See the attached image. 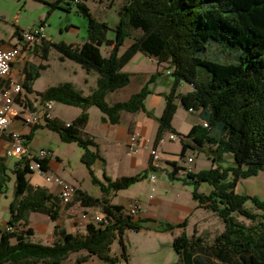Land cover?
Here are the masks:
<instances>
[{
    "label": "trees",
    "instance_id": "trees-1",
    "mask_svg": "<svg viewBox=\"0 0 264 264\" xmlns=\"http://www.w3.org/2000/svg\"><path fill=\"white\" fill-rule=\"evenodd\" d=\"M38 1L48 6L46 16L61 7V2L69 6L75 4L77 12L88 19V36L81 45L45 39L35 52L39 51L45 59L53 48L61 59L68 58L88 72L95 71L97 81L87 95L71 82H61L37 93L41 99L78 106L81 112L68 125L58 118L33 125L31 134L35 128L46 126L56 131L62 141L76 142L83 150L82 160L88 167L96 160L103 162L98 144L85 131L87 108L97 106L102 112L101 119L110 123H117L122 111H142L151 116L144 103L150 92L147 84L123 101L109 103L106 95L130 82L133 74L122 68L134 54L140 52L154 58L157 66L170 70L173 81L169 92L164 94L163 111L156 118L152 146L157 147L164 135L171 132L179 136L182 155L189 147L207 152L212 159L209 168L185 171L178 176L181 167L171 161L173 169L167 174L172 180L193 185L192 199L199 207L219 216L223 223L222 231L210 241L201 236H187L184 232L176 235L173 245L179 264H212L211 256L220 259L221 264H264V199L235 191L241 178L264 170V0H126L112 28L113 38L106 37L108 25L93 17L86 0ZM21 30L15 29L17 39ZM131 31L138 33L133 35ZM126 37H131V42L119 52ZM102 44L108 47L107 56L100 52ZM212 44L231 53L232 58L227 60L210 54ZM45 67L42 62L25 63L21 83L27 92L33 91L32 82ZM182 82L189 85L188 91L179 90ZM176 100L186 110L196 111L199 117L185 134L172 126L178 107ZM30 136H27L28 141ZM226 152L232 153L233 164L224 167L221 163ZM48 162V157L41 161L42 170H48ZM29 163L30 159L23 155L15 159L11 167L15 176L14 197L6 226L12 229L0 228V264L38 261L57 264L69 253L80 250L87 253L77 256L73 264H86L92 255L102 264H116L119 258L111 255L110 245L117 238L120 256L127 259L125 230L138 231L154 221L156 229L163 231L186 224V220L173 224L142 217L140 213L131 215L124 211L123 205L110 202L109 194L147 178L151 171L156 172L149 158L147 167L134 175L112 179L104 172L105 182H100L102 197L77 189L75 198L81 205L99 207L110 218L109 223H86L82 233L68 232L56 224L52 243L32 242L29 238L32 228L24 230L20 224L27 222L30 212H42L53 220L58 219L60 198L47 188L29 182L33 173ZM7 169L6 158L0 156V193L5 191L9 179ZM201 182L210 184L211 189L199 191L197 187ZM246 201H250L252 207L247 208Z\"/></svg>",
    "mask_w": 264,
    "mask_h": 264
},
{
    "label": "rangeland",
    "instance_id": "rangeland-1",
    "mask_svg": "<svg viewBox=\"0 0 264 264\" xmlns=\"http://www.w3.org/2000/svg\"><path fill=\"white\" fill-rule=\"evenodd\" d=\"M125 1L126 0L85 1L93 17L98 21H104L108 25V29L106 31L107 38L114 37V31L112 28L119 20L118 11ZM60 4L61 7L52 10L51 13L46 16L48 6L41 1L0 0V38L3 40L13 39L17 41V37L14 34L17 26L21 25L26 27L33 22L37 23L40 20H45L47 39L52 41L63 40L67 43L72 42L74 44L81 45L88 36V19L77 12L75 4L70 6L65 2H61ZM137 33L138 31H131V34L133 35ZM130 42L131 37H126L124 43L120 46L119 52H122ZM99 48L103 56L108 55V47L105 44H102ZM209 53L212 55L222 56L227 60L231 59L233 56L231 53L221 51L215 44L210 46ZM136 55L138 58L144 57V54L140 52ZM32 61L34 63L42 62L46 64V67L41 69L39 75L33 80L32 92H27L23 88L24 94L30 101H33L36 98L37 102H39L40 97L37 93L43 92L47 87L61 82H71L75 87L81 88L83 90H81L83 94H90L92 88L96 87L97 73L95 71L88 72L73 60L68 58L61 59L59 52L53 48H50L45 59L41 58L39 51L35 52V55L32 56ZM156 67H158V69H156ZM142 68L143 70L151 69L152 73H148L149 75L147 74L148 77L146 80L144 77L142 80L141 78L139 79L133 76L130 83L125 88L126 92L137 90V88L141 86L140 84H147L150 96L151 94H157L159 91L163 90L162 88H166V93L169 92L173 81V77L169 73L163 70L162 67L157 66L154 62H147ZM157 71H159V73H157ZM152 74L155 76L152 80H150L149 78ZM186 87L190 89L186 82H182L179 90L184 91ZM162 96L161 106L164 108L163 105L165 104V100L164 95ZM176 102H178V100H176ZM146 103L148 107H151L152 103L150 99L147 100ZM153 105L155 108V114H160L162 110V108L160 109L161 106H158V104ZM53 109L61 111L65 118H71L74 111L79 108L78 106L56 102ZM91 109V113L87 112L89 114V126L96 127L100 122L99 118L102 112L95 105H93ZM124 119L125 117L121 118L122 123ZM194 119H199L197 112L186 110L178 102V107L173 117L175 125L181 130H186L188 123ZM21 127L24 130L19 131L27 136L31 135L30 140L28 141V149L30 153H37L42 148H46L50 151L49 162L51 166L48 171L51 175L62 177L93 196H99L102 193L100 182H105L104 172L107 176L115 178L123 174H137L147 167L146 153L143 150L144 148L130 152L128 147L121 141L108 143L99 138L97 141L99 144L98 150L103 162H100V164L93 163L90 167H88L82 160L83 150L76 142L62 141L56 131L49 129L46 126L35 128L32 134L31 127L24 124L21 125ZM155 129L156 128H154L152 132L153 139L155 137ZM167 135L168 134L166 133L163 141H160L158 145V150L160 151L159 167L161 166V168L158 170L157 178L154 181L153 186L158 189L160 183H174L175 187H177L174 190L177 192H173L171 196L174 194L173 197H175L176 200H180L181 203L188 204L190 201L195 202L191 198L193 185L182 184L181 182V184H178L179 182H176L178 180L172 182L173 180L169 178L167 171L172 169L170 161L174 160L177 162V165L181 167L178 174L183 175L185 171H197L201 168H209L212 164V159L205 150H201L199 148H186L182 155V145L180 139L169 140L167 139ZM3 142L4 140L0 138V156H4L6 158L9 179L6 182L5 191L0 193L1 229L6 227L7 221L10 218L9 205L14 197L15 185V176L11 170L15 157H6L5 148L2 145ZM150 147L151 146L147 148L148 159L151 158L149 153ZM133 157H135V161ZM188 157H191L192 160L189 161ZM223 157L224 161L221 163L222 166L225 167L233 164V155L231 152L224 153ZM34 172L35 174L30 177L31 180H34L38 175H42L38 171ZM46 183L51 184L47 189L51 192H55L57 195V184L55 182ZM149 187L150 184L148 182V178H144L141 181L131 184L127 188L120 189L115 192L118 193V197L114 196L113 199L116 201L122 200L125 204L124 211H126L129 204H131L133 200L137 199L135 195L144 201L147 199ZM197 189L202 192H208L211 189V186L207 182H201ZM235 191L240 194L256 195L259 198L264 199V170L259 171L254 176L241 178L236 185ZM156 192L158 193V190L152 191V194H156ZM176 195L178 196L176 197ZM76 201L77 199L74 198L71 203H64L65 207L59 215L61 222L58 221V219L53 220L48 214L42 212H30L27 217V222L25 224H20V228L25 230L31 227L33 232L29 237L30 240L41 244H50L53 242L55 238L53 229L56 224L63 225L67 231L69 230L68 232L82 233L86 222L82 221L79 217L81 211L83 210L81 204L71 208ZM245 206L250 208L252 207V203L250 201H246ZM93 208L99 209V207L96 206ZM240 219L244 220L241 217ZM71 220L79 221L81 223L74 224V227L72 228L70 224ZM208 224L212 229L223 226L219 216L213 213L208 221ZM110 246L112 253L119 254L121 251L117 238L111 242ZM86 253L87 252L85 250L71 252L65 259L57 264H73L77 256ZM89 258L86 261V264L100 263L99 259L95 255H92V258L94 259L93 262H91ZM136 259L138 260V258ZM29 264L53 263L38 261L31 262Z\"/></svg>",
    "mask_w": 264,
    "mask_h": 264
},
{
    "label": "crops",
    "instance_id": "crops-1",
    "mask_svg": "<svg viewBox=\"0 0 264 264\" xmlns=\"http://www.w3.org/2000/svg\"><path fill=\"white\" fill-rule=\"evenodd\" d=\"M33 24H36V23L33 22L32 24H30L26 27H29ZM17 27H19L20 29L26 28L25 26L23 27L21 25L17 26ZM0 42H2L4 46H9V45H13V44L17 43L16 40H13V39L3 40L1 38H0ZM38 45H40V43L34 44L31 47L27 48L13 62L10 73H9V77H8L9 80L15 81V82H22V80H23V73H22L23 67L27 61L33 62L32 56L35 55V50H36ZM136 54H134V56L123 66L122 70L133 74L132 77L135 76L139 79L141 78L142 80L144 77V79L146 80L148 75L150 73H152V70L151 69L150 70H143L142 67L147 62H154L156 64V61L154 58L146 56V55H144L143 58L142 57L138 58ZM156 69H158V67H156ZM132 77H131V79H132ZM1 85H2V81L0 80V87H1ZM140 85L142 86L143 84H140ZM126 86L121 87L119 89H116L112 92H109L106 95V101L109 103H113L116 101L126 100L130 96L131 93H133V92H135L141 88V86H139V88H137V90H135V91L126 92V89H125ZM78 89L82 90L81 88H78ZM162 89L163 90L159 91L157 94H151V96H150V94H148L144 100L145 107L147 110H149L151 112V116H148L146 113H144L142 111H139L136 113H132V112H128V111H122L120 114L119 121L117 123H110L108 121H103L101 119V117H102V114H101L100 118H99L100 122L98 123V125L96 127H90L89 126V120H87V123L85 126V131L93 136L96 143H97L98 138H99V139L105 140L108 143H113L115 141H121L123 144H125L127 146V141H128V137H129L130 132L133 129L138 130L141 134L140 147L138 149L141 150V148L142 149L144 148L143 150L146 153V160H147V164H148L147 148L149 146L153 145V136H152L153 133L152 132H153L154 128L157 129L156 118L158 116H160V114L163 111V108L161 106V98L163 97L162 95H164V93H166V91H167V90H165L166 88H162ZM188 90H189L188 87H186V89L184 91H181V92H186ZM85 95H87V94H85ZM149 99L152 103L151 107H148L147 103H146L147 100H149ZM55 104H56V102H55ZM153 104H155V105L158 104V106L159 105L161 106L160 109L162 108V110H161L160 114H155V108H154ZM92 106L93 105H91L87 108L88 113L92 112L91 111ZM163 107H164V105H163ZM80 111H81V109L79 108L76 111H74V114L71 118H65V116L63 115V113L61 111L53 109L55 117L62 120V121H71L73 118H75L80 113ZM127 114H129V115H127ZM122 117H125L123 123L121 121ZM198 121H199V119H194L191 122H189L186 130L179 129L175 125L174 120H172V126L175 128L176 131L185 134L188 132V130L190 129L192 124H194ZM21 125H23V122L21 121V119L15 118L10 122L8 129H9V131H14L16 129L23 131L24 129L21 127ZM156 129H155V132H156ZM0 138L4 140L2 145L5 148L6 144H7V137L5 135H0ZM98 146H99V144H98ZM157 148H159V146H157ZM49 156H48V158H49ZM133 159L135 161V157H133ZM14 161H15V158H14ZM172 161H174V160H172ZM100 162H101L100 160H96L94 163L100 164ZM170 163H171V161H170ZM12 166H13V164H12ZM50 166H51V164H50V162H48V169L50 168ZM159 168H161V166L158 167L157 172H155L156 178H157ZM172 169H173V166H172ZM43 172L49 173L48 170L47 171L43 170ZM178 172H177V175L181 176L178 174ZM34 174H35V172L31 173L30 177ZM42 175L36 176L34 180H31V178L29 177V182L34 186L49 188L51 184L46 183L44 181V178ZM123 175H134V174H123ZM120 176H122V175H120ZM117 177H119V176H117ZM110 178L114 179L113 177H110ZM156 178L154 179V181L156 180ZM154 181L150 182L148 180V182L150 184L149 194H148L147 199L145 201L138 198V196L135 195V197H137V199H135V200L141 201V211H140L139 216L152 217L157 221H165V222H169V223H173V224H176V223H179V222L186 220V224L184 226H181V227L176 226L170 231H163V230L156 229L157 222L154 221V222L146 223V226L141 228L138 231L125 230L123 233V239H124V243L126 245L127 259H123L120 256L121 251L119 252V254H115V253L111 252L112 256H116L119 258V260L116 264H179L178 255H177L176 251L174 250V245H173V239L176 235H179L180 233L184 232L187 236H201V237L205 238L207 241H210L216 234L221 232L223 229V226L217 227L215 229H212L209 226L208 221L211 218L213 212L208 211L205 208L199 207L198 204L196 203V201L195 202L190 201L188 204H185V203H181L180 200H176V198L173 197L174 194L171 196V194L173 192H177L176 190H174L175 188H177V187H175L174 183H170V184L169 183H167V184L160 183V185L157 189L153 186ZM175 181L176 180H173L172 182H175ZM176 182H179L178 184L182 183V181H179V180ZM152 186L154 187L153 191L158 190V193L156 192V194H152V191H151ZM77 189H79L81 191H85L78 186H77ZM53 193L55 194V192H53ZM57 195H58V193H57ZM102 196H103V193H101L97 197H102ZM114 196L118 197V193H111L108 195L111 203L121 204V205L125 206V204L122 200L121 201L114 200L113 199ZM177 196L178 195H176V197ZM191 198H192V196H191ZM64 207H65L64 203H62L60 201L59 215L62 213ZM213 214H215V213H213ZM58 221L61 222V218H58ZM78 223H81V222L73 221V220L70 221L72 228L74 227V224H78ZM136 258H138V260ZM89 259L91 262H93V260H94L92 258V256H90ZM210 259H211L212 264H221V260L216 258V257L211 256ZM5 264H7V263H5ZM93 264H102V263L100 262V263H93Z\"/></svg>",
    "mask_w": 264,
    "mask_h": 264
},
{
    "label": "built area",
    "instance_id": "built-area-1",
    "mask_svg": "<svg viewBox=\"0 0 264 264\" xmlns=\"http://www.w3.org/2000/svg\"><path fill=\"white\" fill-rule=\"evenodd\" d=\"M19 35L20 38L16 41V44L4 46L0 42V80L2 81L0 87V134L7 137L5 155L6 157L12 156L16 159H19L23 155L27 156L30 159V170L42 173L46 182H55L58 186V197L60 198V201L68 204L77 196V186L59 176H53L49 173L43 172L40 167L41 161L50 155V151L46 148H42L37 153H30L28 149L27 135L19 130L9 131L8 129L10 122L15 118L21 119L23 124L29 127L44 124L48 120L56 118L53 112V107L56 101L53 99L41 98L39 102H37L36 98L33 101H30L23 92L22 83L11 81L8 78L13 62L21 55V53L32 45L41 43L42 40L47 39L46 23L38 22L27 28H23ZM169 71L170 70H166L167 73H169ZM68 124L69 121L66 122V125ZM167 134V139L169 140L179 139V136L176 133L169 132ZM140 138L141 134L138 130L133 129L130 132L127 141V147L130 152L138 150L140 147ZM149 153L152 166L158 168L160 151L157 147L151 146L149 148ZM188 160L191 161L192 158L188 157ZM147 178L150 182H153L156 178L155 172L151 171ZM153 190L154 187L152 186L151 191ZM80 204V201L77 200L71 208ZM81 207L83 210L79 217L82 221H85L86 223H109L110 218H108L100 209H94L93 207H85L82 205ZM140 211V200H134L126 210V212L131 215H137ZM6 229L11 230L12 228L6 226Z\"/></svg>",
    "mask_w": 264,
    "mask_h": 264
}]
</instances>
